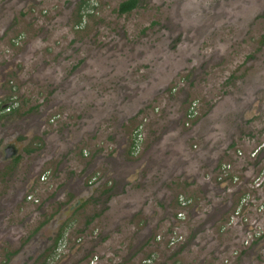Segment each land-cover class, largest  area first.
Segmentation results:
<instances>
[{"label": "rangeland", "instance_id": "rangeland-1", "mask_svg": "<svg viewBox=\"0 0 264 264\" xmlns=\"http://www.w3.org/2000/svg\"><path fill=\"white\" fill-rule=\"evenodd\" d=\"M123 1L0 0V264H264V0Z\"/></svg>", "mask_w": 264, "mask_h": 264}, {"label": "trees", "instance_id": "trees-1", "mask_svg": "<svg viewBox=\"0 0 264 264\" xmlns=\"http://www.w3.org/2000/svg\"><path fill=\"white\" fill-rule=\"evenodd\" d=\"M139 3H140V0H124L123 2H121L119 4L118 12L120 14L130 13L131 11H133L134 9H136L140 5ZM13 111H16V109L15 108L12 109L11 112H13ZM19 158L20 157H17V159H16L15 162H17L19 160ZM257 158H258V156L255 157V158H253V161L252 162L245 160V165L249 166L250 164H254L255 167H256L260 163L259 160H257ZM229 168H230V170L228 171ZM231 170H232V165H231L230 162L229 163H226L225 165H222L221 168L219 169V172L221 174L222 173L225 174V176L221 180H219L221 182H217V183L220 184L221 187L222 186H228L229 182H232V181L233 182H236L237 176H235L232 173H229ZM251 170L253 171V170H255V168L253 167V168H251ZM260 174H264V170L263 171L261 170V172L258 175H260ZM246 179L248 181V178L247 177H246ZM251 180L252 179L250 178L249 181H248V185L251 183ZM247 195L248 194H246V193L243 194L241 197H239V199L237 200V202L240 203L241 202V199L244 198ZM184 198L193 199L192 196L184 197ZM189 199H186V202L187 203L189 202ZM237 202H236V204H238ZM80 206H81V204L79 205V207ZM180 217L181 216L178 217V214H177V218L179 220H181V222H182L185 218L184 217L183 218H180ZM228 223L231 224V220L230 219H229ZM70 227H71V224L68 225L65 228L64 231L66 233L63 230L59 233V235H58V237H57V239L55 241V245L53 246V252H52L51 256L48 258L47 263H45V264H51L52 262H56V260L60 259L63 256V254L65 253V249H68L69 250V248H70V246L72 245V242H73V241H71V236L67 232L68 231L67 229L70 228ZM191 238H193V237H190V239ZM81 239H82L81 237H78L77 238V241H81ZM76 243H78V242H76ZM96 256L97 255L94 254L93 257H96ZM150 261L152 262V259ZM178 264H182V263L180 261H178Z\"/></svg>", "mask_w": 264, "mask_h": 264}, {"label": "built area", "instance_id": "built-area-1", "mask_svg": "<svg viewBox=\"0 0 264 264\" xmlns=\"http://www.w3.org/2000/svg\"><path fill=\"white\" fill-rule=\"evenodd\" d=\"M259 151V148L255 149L254 152H253V156H256V154L258 153ZM223 177L225 176L224 173L221 174ZM263 174H260V175H257L253 178V181H252V184H251V192L250 194H248L247 196H245L244 198L241 199V202L238 204L237 208L235 209V211L233 212V215H231V223L232 222H239V221H243L245 222L246 219H245V216L249 213L251 214V208H252V204H254V202L256 201H253L252 198H251V193L255 192V189H260V188H263L264 190V177H262ZM254 198V197H253ZM264 199V198H263ZM264 209V202H262L260 208H256V210H259V212L263 211ZM181 216L180 218H185L184 216V213L181 212L178 214V217ZM256 222L258 224H253V226H257L256 227V230H255V236H256V239H258L259 237L262 236V234L264 233V223H261L259 221L256 220ZM260 227H259V226ZM260 229H263V231L261 232ZM254 235L252 234V237ZM178 237V233H174V235L172 236L171 240L172 242H176L177 238ZM180 239H183V235L181 233V237ZM249 243V241L247 242V244ZM94 259H97V257H95ZM151 260V259H150ZM150 260H146L144 264H150L151 261Z\"/></svg>", "mask_w": 264, "mask_h": 264}, {"label": "flooded vegetation", "instance_id": "flooded-vegetation-1", "mask_svg": "<svg viewBox=\"0 0 264 264\" xmlns=\"http://www.w3.org/2000/svg\"><path fill=\"white\" fill-rule=\"evenodd\" d=\"M8 104H11L10 105V112L12 111V109H17V106H15L16 105V103H15V100L11 97L10 98V100L7 102ZM145 139H146V135L145 134H142L141 133V131L140 132H138V130H136V132H135V138H134V140H133V143L131 144V150L133 149V151L134 152H136V153H139L140 151H141V149L143 148V145H144V141H145ZM4 152L6 153V155H10V154H12L14 151H13V149H12V146L10 145V146H8L5 150H4ZM8 156H6V157H8ZM90 184H92L93 186H97V183L95 182V178H94V180L92 179L91 181H90ZM76 204V203H75ZM246 216H249V213L246 215ZM245 216V219H246V221L245 222H247L248 221V218ZM263 235V234H262ZM67 253V250L65 251V253L63 254V256L65 257V254ZM150 259H152V258H147L146 260H150Z\"/></svg>", "mask_w": 264, "mask_h": 264}, {"label": "clouds", "instance_id": "clouds-1", "mask_svg": "<svg viewBox=\"0 0 264 264\" xmlns=\"http://www.w3.org/2000/svg\"><path fill=\"white\" fill-rule=\"evenodd\" d=\"M8 103H3V104H0V117L4 116L5 114H8L10 113V105L6 106ZM2 106V107H1ZM4 106V107H3ZM261 148V147H260ZM259 148V150H260ZM260 151H258L257 154H259ZM256 156H253L252 155V158H255ZM223 178V176L220 174L218 175V180H221ZM253 178L254 177H251V183L249 184V186H251L252 184V181H253ZM252 189H250V192H251ZM182 198H184V196H181ZM28 200H30V196L28 197Z\"/></svg>", "mask_w": 264, "mask_h": 264}]
</instances>
